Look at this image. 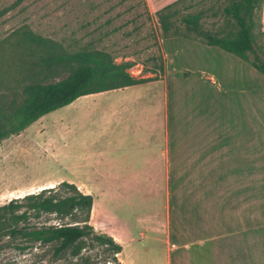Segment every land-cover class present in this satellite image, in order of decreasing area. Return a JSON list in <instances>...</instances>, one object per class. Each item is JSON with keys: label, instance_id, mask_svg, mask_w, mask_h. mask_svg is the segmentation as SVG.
Segmentation results:
<instances>
[{"label": "crops", "instance_id": "crops-1", "mask_svg": "<svg viewBox=\"0 0 264 264\" xmlns=\"http://www.w3.org/2000/svg\"><path fill=\"white\" fill-rule=\"evenodd\" d=\"M162 49L160 78L67 104L80 110L67 120L68 167L90 171L67 182L92 195L90 222L121 244L122 264L125 204L139 238L164 244L165 264H264L252 237L264 229V74L192 37H165Z\"/></svg>", "mask_w": 264, "mask_h": 264}, {"label": "trees", "instance_id": "trees-1", "mask_svg": "<svg viewBox=\"0 0 264 264\" xmlns=\"http://www.w3.org/2000/svg\"><path fill=\"white\" fill-rule=\"evenodd\" d=\"M181 1L155 12L163 37H191L187 32H193L192 38L232 52L264 74V58L254 32L262 0H230L223 8L225 30L204 28L200 13L184 14L180 21L185 34L173 21ZM159 59L149 70L152 75L134 76L129 71L132 60L116 61L104 49L89 44L74 47L25 26L15 29L0 40V141L81 95L160 78L165 63ZM92 203L91 194L67 181L11 198L0 205V251L39 246L58 264H122L121 244L96 231L90 222Z\"/></svg>", "mask_w": 264, "mask_h": 264}, {"label": "rangeland", "instance_id": "rangeland-1", "mask_svg": "<svg viewBox=\"0 0 264 264\" xmlns=\"http://www.w3.org/2000/svg\"><path fill=\"white\" fill-rule=\"evenodd\" d=\"M229 3L230 0H183L176 6L178 14L174 24L185 34L180 17L200 13L204 28L225 30L228 23L223 8ZM254 18L259 53L264 55V33L258 31L260 11H256ZM23 26L74 47L89 44L104 49L116 61L132 60L134 65L129 71L134 76L152 75L149 70L159 63L160 57L165 63L162 51L165 37L155 12L148 10L145 0H0V40ZM187 34L195 37L193 32ZM79 111L74 105H65L37 119L21 131L23 133H18L20 135L14 134L0 141V205L11 198L73 180L75 176L89 175L90 171L84 168L68 167L71 162L68 161V140L72 133H68L67 120L77 117ZM153 189L150 198L159 206V211L164 212L163 193L157 187ZM138 202L134 205L141 209L145 203ZM128 207L125 204L120 208L128 222L126 234L129 242L124 244V261L127 264H165L164 244L161 241L151 243L146 237L139 238L130 214L133 209L129 211ZM252 237L256 244H260L264 257V229L252 232ZM49 258L50 253L45 254L39 246L27 249L6 247L0 251V264H58ZM107 263L113 264L111 261Z\"/></svg>", "mask_w": 264, "mask_h": 264}]
</instances>
